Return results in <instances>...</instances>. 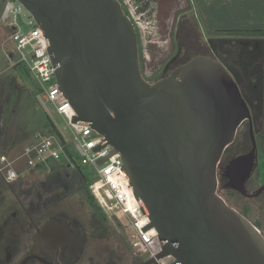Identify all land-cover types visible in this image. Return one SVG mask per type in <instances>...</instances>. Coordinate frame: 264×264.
I'll list each match as a JSON object with an SVG mask.
<instances>
[{"label":"water","instance_id":"95a60500","mask_svg":"<svg viewBox=\"0 0 264 264\" xmlns=\"http://www.w3.org/2000/svg\"><path fill=\"white\" fill-rule=\"evenodd\" d=\"M11 1L23 5L48 38L56 81L76 112L73 122L89 123L112 147L110 154L121 155L123 172L150 219L146 230L154 228L163 243L157 259L264 264V234L218 193L222 157L241 125L252 122L226 68L197 56L150 83L137 29L119 0ZM251 139L253 150L230 166L232 187L245 196V177L236 174L244 163L250 172L257 150L252 127Z\"/></svg>","mask_w":264,"mask_h":264},{"label":"flooded vegetation","instance_id":"af4514ba","mask_svg":"<svg viewBox=\"0 0 264 264\" xmlns=\"http://www.w3.org/2000/svg\"><path fill=\"white\" fill-rule=\"evenodd\" d=\"M185 1L186 6H182L184 1L180 0L182 11L175 18L176 53L171 59L179 54L177 60L165 74L164 68L171 59L164 66L147 71L140 45L143 73L150 83H156L197 56L226 68L240 86L250 107L252 122L241 125L233 144L225 151L218 168L219 186L224 181L226 187L233 189L230 166L236 158L253 150L252 127L257 150L250 172L246 174L248 164L244 163L236 174L238 179L245 177L243 186L247 196L235 191L247 202H254L264 193L250 196L264 186L257 185L261 175L259 128L264 129V106L260 98V84L264 83L261 63L264 38H258L264 35V24H257L259 19L263 20L264 13L262 7L256 8L264 0ZM201 36H207L206 43L201 41ZM160 37L158 30L157 39ZM168 40L161 39L158 44L169 49ZM24 183L22 179L7 183L0 176V264H143L148 261L134 251L120 229L114 232L109 223L99 219L97 204L91 201L92 194L85 191L84 182L58 179L41 189L44 194L35 187L26 189ZM72 194L80 196L81 203L73 206L61 203Z\"/></svg>","mask_w":264,"mask_h":264},{"label":"built area","instance_id":"2783aa9c","mask_svg":"<svg viewBox=\"0 0 264 264\" xmlns=\"http://www.w3.org/2000/svg\"><path fill=\"white\" fill-rule=\"evenodd\" d=\"M119 1L137 29L139 43L144 52V34L148 35L147 44L151 46L157 43L159 27H157L156 14L152 11L151 2L153 1L143 0L146 2V8L138 6L137 0ZM18 3V1L6 0L1 14V22L9 30L8 40L13 43L12 53L16 52L19 57L12 66L21 64L27 67L39 87L41 106L57 128L58 133H39L35 135L32 142L18 151L1 150L0 176L7 183H14L32 174L48 178L60 166L79 169L72 153L75 152L79 155L81 164L88 166L93 172L89 184L90 193L106 214L114 217L120 225L128 229L129 241L134 251L148 260H156L157 264H181L176 262L172 256L157 259L163 243L160 242L154 228L146 230L150 225V219L144 213L123 172L121 155L110 154L112 147L107 144L105 137L96 132L89 123L73 122L76 112L56 81V67L48 52L49 40L36 23H34V28L27 32L19 28L17 18L24 7ZM149 5L151 7L148 8ZM12 53H6V56L9 59L13 58ZM53 78L55 82L50 86L44 85V83L51 82ZM55 114L65 121L64 128H60L55 123ZM68 130L70 136L66 133ZM98 147L101 148L96 150ZM106 157H108L107 160L98 165V161ZM116 212L122 214V221L115 217Z\"/></svg>","mask_w":264,"mask_h":264},{"label":"rangeland","instance_id":"374dc122","mask_svg":"<svg viewBox=\"0 0 264 264\" xmlns=\"http://www.w3.org/2000/svg\"><path fill=\"white\" fill-rule=\"evenodd\" d=\"M4 1V2H3ZM0 0V152L5 148L18 151L26 144L33 141L35 135L41 133L45 134L49 130V120L46 111L41 106L39 101V87L30 73H27L28 69L25 65H21L19 68H14L12 65L16 63L19 59L16 52L12 53L13 43L9 42V30L1 22V13L5 6L6 0ZM151 6L152 11L157 17V27H159V37L161 36L163 40L170 39L171 45L168 49L166 46H161L159 44H147V35L144 36L145 41V51L143 52L144 65L151 71L152 68H158L159 66H164L172 55L176 53V37L175 28L177 24V17L180 11H182V6L186 4V1L180 6V0H152ZM138 6L141 8H146V2L143 0H137ZM20 4V3H18ZM178 4V5H177ZM261 6L258 4L256 8H261L264 13V2H260ZM150 5L148 6L151 7ZM180 6V7H179ZM186 6V5H185ZM185 8V7H184ZM186 9V8H185ZM264 15V14H263ZM149 17V16H147ZM19 28L23 32L30 31L34 28V19L31 14L24 8L22 12L18 15ZM32 22V24H31ZM264 24L263 20L259 19L258 26ZM264 38V35L258 36ZM207 36H201V41L206 43ZM182 41V37H180ZM169 42V43H170ZM143 50V48H142ZM6 53H12L13 58H8ZM264 58V56H263ZM261 61V60H260ZM263 64L264 72V61ZM153 71V70H152ZM55 82V78L51 82L44 83L45 86H50ZM260 98L263 100L262 104L264 106V83L260 84ZM55 123L60 128L65 127V121L54 115ZM70 136L69 130L66 132ZM258 143L260 147V163H264V129L259 128ZM236 151V149H235ZM79 169L85 175L89 182L92 179L93 172L91 169L81 164V159L77 153L72 152ZM260 165L261 175L258 178L257 185H264V167ZM79 169H72L68 167H57L48 178H42L38 174H32L24 179L23 187L26 189L37 188L39 190L45 189L52 181L58 179L72 180L75 183L77 180L83 181L81 172ZM77 176V180L75 179ZM59 186V185H58ZM44 194V191H40ZM218 193L222 196L226 202L235 209L239 210L246 218H248L263 234H264V193L260 197L254 200L246 201V198L240 193L233 189L225 186L224 181H220V186L218 188ZM65 205H76L81 203L80 196L69 195L67 198L63 199L61 202ZM254 207H251V204ZM98 205V204H97ZM100 207V206H99ZM102 210V209H101ZM115 217L120 221L123 220L121 213L116 212ZM85 218V217H84ZM100 220L109 223V228L117 231L120 229L122 234H124L126 241L130 240V234L128 229L123 225H120L114 217L109 216L102 210V214L99 217ZM131 245V243H130Z\"/></svg>","mask_w":264,"mask_h":264},{"label":"trees","instance_id":"16d2710c","mask_svg":"<svg viewBox=\"0 0 264 264\" xmlns=\"http://www.w3.org/2000/svg\"><path fill=\"white\" fill-rule=\"evenodd\" d=\"M21 66V64H18V65H16L14 68H19ZM27 73H29V71H27ZM48 120H49V130H48V132L47 133H45V134H55V133H58V130H57V128L54 126V124L52 123V121L48 118ZM4 149H6L5 148V146L3 147ZM79 171L81 172V170L79 169ZM81 174H82V177H83V181H84V189H85V191H87V192H89V194H90V191H89V184H90V182H89V180H88V178L85 176V175H83V173L81 172ZM60 180V179H59ZM53 182V181H52ZM91 197V201H95V203L96 204H98L97 203V201L95 200V198L92 196V195H90ZM97 208H98V211H99V216L102 214V210H101V208L99 207V205H97Z\"/></svg>","mask_w":264,"mask_h":264},{"label":"crops","instance_id":"0c3cea01","mask_svg":"<svg viewBox=\"0 0 264 264\" xmlns=\"http://www.w3.org/2000/svg\"><path fill=\"white\" fill-rule=\"evenodd\" d=\"M6 2V1H5ZM3 12V11H2ZM2 14V13H1ZM161 39H162V37H160L159 39H157V43L156 44H158V42L159 41H161ZM170 40V39H169ZM169 40L167 41V43L169 42Z\"/></svg>","mask_w":264,"mask_h":264}]
</instances>
